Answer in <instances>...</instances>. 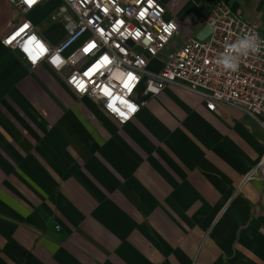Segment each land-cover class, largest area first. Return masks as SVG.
I'll use <instances>...</instances> for the list:
<instances>
[{
    "label": "crops",
    "instance_id": "obj_1",
    "mask_svg": "<svg viewBox=\"0 0 264 264\" xmlns=\"http://www.w3.org/2000/svg\"><path fill=\"white\" fill-rule=\"evenodd\" d=\"M160 1L178 45L213 6ZM58 4L23 15L0 0V264H264V181L240 187L264 154L262 129L232 106L209 111L178 84L143 96L120 125L2 45L25 19L59 44L66 32L47 20ZM229 6L264 32V0Z\"/></svg>",
    "mask_w": 264,
    "mask_h": 264
},
{
    "label": "built area",
    "instance_id": "obj_2",
    "mask_svg": "<svg viewBox=\"0 0 264 264\" xmlns=\"http://www.w3.org/2000/svg\"><path fill=\"white\" fill-rule=\"evenodd\" d=\"M27 15L43 1L31 6L26 0H10ZM48 22L63 26L66 36L51 45L39 29L23 20L2 39L35 69L46 64L79 98L95 102L120 125L131 122L146 105L143 96L157 97L171 84L198 93L209 111L232 106L248 114L264 132V47L260 53L242 56L239 69H222L215 61L229 55L228 46L245 34L264 32L258 22L234 13L231 0H212L203 18L211 33L203 40L195 36L175 39L180 27L166 18L160 0H58ZM27 26V27H25ZM158 62V72L148 71ZM131 77V78H130ZM264 181V154L240 183ZM264 237V226L259 228Z\"/></svg>",
    "mask_w": 264,
    "mask_h": 264
},
{
    "label": "clouds",
    "instance_id": "obj_3",
    "mask_svg": "<svg viewBox=\"0 0 264 264\" xmlns=\"http://www.w3.org/2000/svg\"><path fill=\"white\" fill-rule=\"evenodd\" d=\"M262 47H264V40L258 34H245L243 38L229 44V55L217 57L215 63L224 70L236 72L242 56L260 53Z\"/></svg>",
    "mask_w": 264,
    "mask_h": 264
},
{
    "label": "water",
    "instance_id": "obj_4",
    "mask_svg": "<svg viewBox=\"0 0 264 264\" xmlns=\"http://www.w3.org/2000/svg\"><path fill=\"white\" fill-rule=\"evenodd\" d=\"M211 31V27L206 25L204 29L198 33L197 38L203 40L211 33Z\"/></svg>",
    "mask_w": 264,
    "mask_h": 264
},
{
    "label": "snow or ice",
    "instance_id": "obj_5",
    "mask_svg": "<svg viewBox=\"0 0 264 264\" xmlns=\"http://www.w3.org/2000/svg\"><path fill=\"white\" fill-rule=\"evenodd\" d=\"M26 3L31 6L33 3H35V0H26ZM27 27V26H25ZM131 78V77H130Z\"/></svg>",
    "mask_w": 264,
    "mask_h": 264
},
{
    "label": "rangeland",
    "instance_id": "obj_6",
    "mask_svg": "<svg viewBox=\"0 0 264 264\" xmlns=\"http://www.w3.org/2000/svg\"><path fill=\"white\" fill-rule=\"evenodd\" d=\"M54 29H56V28H53V30H51L53 36H55V35L58 34V33H55V30Z\"/></svg>",
    "mask_w": 264,
    "mask_h": 264
}]
</instances>
